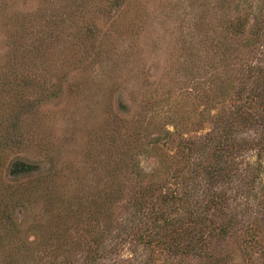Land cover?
Instances as JSON below:
<instances>
[{
  "label": "rangeland",
  "instance_id": "374dc122",
  "mask_svg": "<svg viewBox=\"0 0 264 264\" xmlns=\"http://www.w3.org/2000/svg\"><path fill=\"white\" fill-rule=\"evenodd\" d=\"M262 77L264 0H0V264H264Z\"/></svg>",
  "mask_w": 264,
  "mask_h": 264
},
{
  "label": "trees",
  "instance_id": "16d2710c",
  "mask_svg": "<svg viewBox=\"0 0 264 264\" xmlns=\"http://www.w3.org/2000/svg\"><path fill=\"white\" fill-rule=\"evenodd\" d=\"M263 80H264V77L260 78L258 82L259 83H262ZM247 100L250 102V104H254V105L261 106L262 109H264V97L261 98L258 101L254 100L253 97H250V98L248 97ZM262 128L264 129V121H263ZM166 135H170V133L168 134L167 131H165V133H164L163 136L158 135L157 137H155L152 140L153 141L152 146L155 143H157L160 140H162V138H165ZM253 142L254 143L250 142L249 144L252 145L251 146L252 149L253 148L257 149V152H258L257 157L259 159L264 154V134L261 137H259L257 140L253 141ZM231 145L233 146V144H231ZM218 150H219V148H218ZM231 151L232 150H229L228 149L226 152L227 153H229V152L231 153ZM227 153L224 154V156H228ZM217 156H218V154H217ZM220 159H222V158H220ZM220 162H221V160H220ZM220 162H219V164H218L217 167H209L208 169H206L205 171H203L204 176L207 177L208 174H211V173L212 174H215V175H219L223 171H225V168L219 166L220 165ZM197 166L200 167L201 170L203 169V166H202L201 163H198ZM255 166L257 168L256 170H258V168L261 167V165H260L259 162L256 163ZM248 171L251 174L250 170H248ZM254 175H255V168H254V173L252 175V178H253ZM180 178H182L180 180L184 181V186H186L188 183H191V186L190 187H192V188H190V189H192V190L199 189V190L202 191V194H200V196L203 195L206 198L209 197V192L206 191L205 189H203V187H202L203 186V183L201 181H197V182H193L192 181V182H190L191 179L189 177H187L188 182H186V180L184 179V176L183 175H181ZM254 178H256V177H254ZM182 187H183L182 185H179L178 184V185H176L175 188L169 190L166 194H164L162 196L160 203L161 204L163 203L165 205L166 204H169L171 206V208H173V210H175V212H185L189 208L190 200H192V199L195 200L196 199L197 203L200 202L199 201L200 199H198V197H200V196L199 195H196L197 192L196 193L194 192L193 195H192V192L190 191V189H186V187H185V189H183ZM155 190H156V188L154 186H149L147 188L145 187V189H144L141 197L136 201V205L135 206H136L137 212L138 211L142 212V210L145 208L144 205L147 202L146 199H147V196H148L149 192H153ZM219 199L220 198L213 197L211 200H207L205 202V205L203 207H205L207 205L208 207H214V208L218 209L219 206H220V204H221L219 202L220 201ZM150 207H147V209H149ZM199 207H200V203H198V209H199ZM203 207H201V210H200L201 213L204 212V210L207 209V207L206 208H203ZM195 210L196 209H194L193 212H187V214L189 216L190 215H193V214L195 215ZM202 214H204V213H202ZM147 216H150V215H147ZM152 221L153 222L150 223L152 225L151 228H148V226L143 227V231H145V234L143 232V233H141V235L139 237L140 240H142L143 242L145 241L144 243H146L148 245L151 242V240L147 237V235H149L150 237L153 236V235H157L158 232H159V230L162 227L161 225L165 226V225H171V224H174L175 225V224H177L176 223L177 220L174 221V218H172L171 216L169 217V215H165V212L164 211L155 212L154 213V217L152 218ZM146 222H144V223H146ZM228 226H229V224H227V226L225 227L226 230L228 229ZM246 238L247 239H250V240L253 239L251 234H247L246 235Z\"/></svg>",
  "mask_w": 264,
  "mask_h": 264
}]
</instances>
